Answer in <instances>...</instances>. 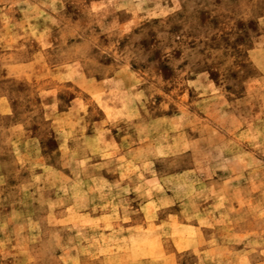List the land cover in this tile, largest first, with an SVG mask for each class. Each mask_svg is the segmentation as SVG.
I'll return each mask as SVG.
<instances>
[{"label":"clouds","instance_id":"1","mask_svg":"<svg viewBox=\"0 0 264 264\" xmlns=\"http://www.w3.org/2000/svg\"><path fill=\"white\" fill-rule=\"evenodd\" d=\"M0 264H264V0H0Z\"/></svg>","mask_w":264,"mask_h":264}]
</instances>
